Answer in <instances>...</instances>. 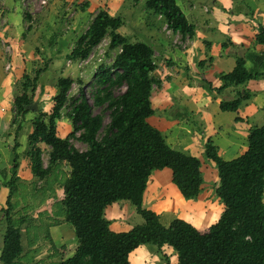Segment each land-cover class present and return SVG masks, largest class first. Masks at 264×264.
<instances>
[{
	"label": "trees",
	"instance_id": "16d2710c",
	"mask_svg": "<svg viewBox=\"0 0 264 264\" xmlns=\"http://www.w3.org/2000/svg\"><path fill=\"white\" fill-rule=\"evenodd\" d=\"M145 8L160 15V22L173 32L193 36V27L176 0H145ZM122 25L120 16L100 10L67 55L72 62L85 60L107 34L109 51L120 49L110 66L99 67L96 78L98 89L93 95L94 106L105 105L110 117L103 136L98 139L103 128L102 118L93 115L84 94L71 102L68 117L72 124L70 136L80 133L78 139L87 145V150L79 151L69 139L57 136L55 121L68 100L71 78L57 81L52 112L39 115L28 136L30 168L37 181L44 180L50 169L60 162L70 169L62 185L60 204L78 245L74 254L60 264H130L129 254L141 245L158 249L164 245L172 247L178 264H264V125L250 129L247 149L230 161L218 155L212 142L205 144L204 157L215 164L219 178L215 194L224 205V211L208 233H200L182 219H174L164 226L155 212L143 206L147 182L156 170H171L172 182L185 200L199 196L204 180L199 159L171 148L162 132L148 123L147 119L154 115L151 94L154 86H159L152 76L156 68L154 49L148 42L132 43L119 34L117 30ZM255 40L264 44V27L259 29ZM44 70L34 71L33 77L23 76L20 93L13 101L16 117L29 113L28 107L33 105L37 82ZM260 77L264 78V71L250 74L244 59L238 57L233 71L219 76L222 86L216 91L244 86ZM202 83L212 89L207 82ZM116 87L125 89L114 95L112 90ZM250 95L246 90L239 92L234 99L222 102L220 109L235 112ZM39 143L50 149L46 168L37 147ZM16 147L11 178L6 183L9 194L3 210L6 228L0 264H16L22 253L20 230L11 215L19 167ZM121 201L131 204L143 222L128 232L115 233L110 230L103 210Z\"/></svg>",
	"mask_w": 264,
	"mask_h": 264
},
{
	"label": "crops",
	"instance_id": "0c3cea01",
	"mask_svg": "<svg viewBox=\"0 0 264 264\" xmlns=\"http://www.w3.org/2000/svg\"><path fill=\"white\" fill-rule=\"evenodd\" d=\"M21 1L0 0V254L6 228L2 209H6L9 194L6 183L11 178L14 147L17 146L16 153L19 154L20 140H27L32 133L30 129L27 135L18 139L19 134L15 137L16 134L12 135L10 132L14 127L13 101L17 95L16 85L27 73V65L39 59L38 51L36 53V48L27 41V33L32 31L37 15H41L44 10L45 16H52L55 9L53 6H56L55 1L50 0L48 6L27 10ZM108 1L116 0H64L70 5L87 3L90 8L97 3V6H104V10L114 16L107 6ZM176 5L188 24L193 27L194 34L192 37L180 34L182 45L179 46L173 45V37L166 35L162 23L161 29L146 35L144 41L152 45L156 59L152 76L159 82V86H154L151 94V106L155 115L147 121L162 132L171 148L199 159L204 181L199 196L193 200H185L172 182L171 170H156L147 182L143 206L155 212L164 226H168L174 219H182L192 224L196 222L197 230L204 234L208 233L210 226L214 224L210 223V220H213L215 214L224 211V205L215 194L219 181L215 164L204 157L205 144L212 142L218 155L223 160L230 161L247 149L250 129L264 125V78L250 80L244 86H229L221 92L216 91L222 86L219 76L232 72L238 57L244 59L245 68L250 74L263 73L264 44L257 43L255 39L259 29L264 27V0H176ZM54 37L49 34L42 40L41 37L37 38L41 43H47L49 59L59 57L61 46L56 47L55 44L61 42L59 37L55 42L52 39ZM49 41H52L51 44ZM4 42L10 44V52L6 51ZM52 45L55 46L54 49ZM202 81L210 84L212 89L203 86ZM37 85L33 103L37 108L48 112L54 106V89L48 88L45 83ZM245 90L251 95L237 111L220 109L222 102L234 99L239 92L243 93ZM33 115L34 111H29L22 126L29 123ZM69 131L61 133L65 135ZM12 136L14 139L11 142ZM57 136L60 139L64 137L58 133ZM23 157L21 156L17 171L18 190L24 187L29 189L28 184L35 180L29 158ZM67 169L70 172L69 167ZM28 189L24 190L28 198L38 192L28 193ZM134 209L125 201L107 206L103 210V216L109 221L110 230L115 233L130 231L135 226L132 221L138 215ZM29 219L33 223L31 226L37 231L45 226L49 237L31 238L28 224L24 221L19 226L22 253L15 263L60 264L71 257L77 246L72 244L71 249L67 251L70 247L65 245L63 235L67 222L60 210H57V213L51 210L44 213L36 210ZM142 222L141 219V222L136 224L140 225ZM51 232L54 233L53 237ZM26 239L29 240L28 247ZM37 245L46 247L45 251H38ZM47 251H51L52 255H48ZM66 252H69L70 257L65 259ZM56 255L61 257L59 261L52 259ZM24 256H29L30 262L25 263ZM129 262L178 264V258L176 252L168 245L160 249L153 245H141L129 254Z\"/></svg>",
	"mask_w": 264,
	"mask_h": 264
},
{
	"label": "rangeland",
	"instance_id": "374dc122",
	"mask_svg": "<svg viewBox=\"0 0 264 264\" xmlns=\"http://www.w3.org/2000/svg\"><path fill=\"white\" fill-rule=\"evenodd\" d=\"M52 1H55L54 4H56V6H53L55 7V9L52 11L53 12L52 16H45L46 11L43 10L41 12V15L39 16L37 15V17H35L36 21H34V24L32 26L33 27L32 31L27 33V36H29V39L27 41H29V43L31 44L33 48H36V53L38 51L37 58L39 59L38 60L35 59L31 61V63L27 65L26 67L27 73L25 74L29 75L30 77H33L34 71L38 70L39 68L41 69L44 68L45 70L43 72L48 70L47 73L42 75L43 73L42 72L40 74L42 76H39V80L37 83L39 84L45 83L48 88L52 87V89H54L52 91H54V94H55L53 98L56 96L58 92L57 81L60 78H71L73 80V83L67 92L68 100L65 106L63 107V109L61 110V116L59 119L55 121V130H56V134L58 133L60 134V136H64L63 138L61 137L62 140L69 139V142L73 147H75L77 150L85 151L87 150V145L79 141L78 138H79L80 133H76L74 136H70L72 132V124H71V120L68 117L70 113L69 107H70L71 102L75 100H79V98H81V95L84 94L89 104L91 105L93 115H97L102 118L103 128L98 134V139H100L103 136L105 128L109 124V121H110L109 111L106 109L105 105L100 106V107L94 106L93 95L98 89V86L96 85V78H97V75L99 74V67L101 65L105 67L110 66L115 56L117 55L118 49L109 51L108 45L110 42V38H109V34H107L102 39V41L96 47L92 49V51L90 52V54L85 60H81L78 62L71 61L72 63L71 62L68 63L69 60L67 58V55L74 48V44L76 43L77 39L88 29L90 23L92 22L96 14L100 10H104V6H97V3H96L94 6L91 5V8H90V6H88L87 3H85L86 5L85 4L79 5L76 3H74L73 5L72 4L70 5L69 2L66 3L64 2V0H52ZM107 6L109 7V10L114 14V17L120 16L123 20V25L117 30V32L125 36L132 43L139 42V41L142 42L146 40L147 34H150L152 33V31H157V29L162 28L161 26L162 24L159 19L160 15L156 16L153 12L147 11L145 8V0H116L114 2L108 1ZM49 34L50 35L52 34V36H55L54 38H52L55 40V42H56V39H58V37H59L58 39L59 42H61V43L56 42L55 44L56 47L61 46L59 47V52H58L59 57L58 58L55 57L57 59H53V58L49 59L48 58L49 55L47 53V49L49 47L47 46V43L45 44H43L44 42L41 43V40L47 35L49 36ZM40 37H41V40L38 41L37 38H40ZM6 43L10 47V44L8 42ZM52 46L54 49L55 46L54 45ZM67 64H70V66H67ZM23 82H24V79L22 77V79L16 85V88L18 87L17 94L20 93L18 90L20 89L21 84ZM124 89L125 87H120V88L116 87L112 90V92L114 95H118ZM48 95H51V94H48ZM32 106L34 107V109H31L34 111L33 118L29 121V123L25 124L24 126H22V122L25 121L24 120L25 116L16 117L14 110H13V116H14L13 126L14 127H12L10 132H12V135L13 133L14 135L16 134L15 137H17V135L19 134L18 139L22 135L25 136V134L28 133L30 129H32L33 131V128H32L33 122L39 115L41 114L49 115L52 112V110L48 112H44L40 108H37L34 105V103ZM154 115H155V111H154ZM45 120H46V117H45ZM26 125H28L27 129L25 128ZM69 126L71 127V131H69ZM68 131L69 133H66L65 135L64 133H61V132H68ZM12 137H11V142H12V139H14V137L13 138ZM20 143H21L20 145L21 149L20 148L18 149L19 150L18 151L19 161L21 159V156L29 158V151L31 150V147L28 144V137H27V140L25 141L20 140ZM37 147H39V149L41 150V159H42L43 167L46 168L48 166V158H49L50 149L48 146L41 144V143L37 144ZM67 168L68 166L66 163L60 162L50 169L48 176L44 180L37 181L34 178L35 180H33V183L28 184L29 189L27 187L20 188L19 190L16 188L15 195L11 199L12 201L11 205L13 207L11 211V215L15 222L14 224L17 228L21 226L24 223V221L25 223L28 224L27 228L29 229V232H31L30 237L33 239L34 238L35 239L37 238L45 239L49 237V235L47 234L48 231L44 229L45 226H43V228L41 227V229H38L37 231L34 227L31 226L32 220L30 219L28 220V218L32 216L36 210H41V212L43 213L46 210H51L52 212L57 213V210L58 211L60 210L64 216V209L61 206L60 202L62 200L61 197L63 196L62 185L69 174ZM35 183L37 185H35ZM26 189H28L27 191L28 193H32L36 191L38 192L36 193V195L29 196L28 198L26 191L24 194V190ZM49 199H52V201L50 202ZM127 205L130 208L133 207L128 202H127ZM134 212H136L135 209H134ZM221 214H222V211L217 212L215 216L213 217V220H210V223H215ZM141 219L142 218L140 216L136 215L132 223H134V225H137L136 223L138 222L140 223ZM129 221L131 222V220ZM192 225H194L195 227L197 226L196 222H193ZM53 234H54L53 232L50 233L51 237L54 236ZM63 235L65 236L64 238L65 245H69L70 247L68 248L67 251L71 249L72 244L77 246V241H76V237L74 234V230L69 223H66V227L64 229ZM25 243H27L26 246L28 247L29 240L26 239ZM45 249L46 247L44 248L43 246H38L37 250L44 252ZM47 252H48V255L49 254L52 255L51 251H47ZM73 253L71 254V256L73 255ZM58 255L52 257V259H57L59 261L61 257H59ZM68 255H69V252H66V255H64L65 259L70 257V255L69 256ZM45 256L47 255H44V257ZM28 257L29 256H24L23 260H25V263L30 262V258ZM51 264H55V263H51Z\"/></svg>",
	"mask_w": 264,
	"mask_h": 264
},
{
	"label": "built area",
	"instance_id": "2783aa9c",
	"mask_svg": "<svg viewBox=\"0 0 264 264\" xmlns=\"http://www.w3.org/2000/svg\"><path fill=\"white\" fill-rule=\"evenodd\" d=\"M21 2L23 3L25 9L36 10V8H42V7L47 6L50 0H22ZM160 18L161 17H159V19ZM163 30L166 33V35L173 37L174 46L182 45L180 33L173 32L166 24L163 25ZM4 44H5L6 51L10 52V47L8 46V44H6V42H4ZM118 52H120V49H118ZM68 63H70V61H68Z\"/></svg>",
	"mask_w": 264,
	"mask_h": 264
},
{
	"label": "water",
	"instance_id": "95a60500",
	"mask_svg": "<svg viewBox=\"0 0 264 264\" xmlns=\"http://www.w3.org/2000/svg\"><path fill=\"white\" fill-rule=\"evenodd\" d=\"M28 109L31 110V109H34V107L33 106H29Z\"/></svg>",
	"mask_w": 264,
	"mask_h": 264
}]
</instances>
